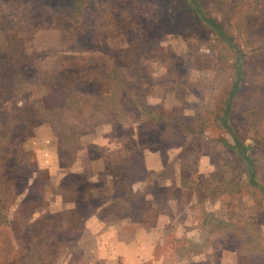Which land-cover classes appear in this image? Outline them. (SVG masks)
Wrapping results in <instances>:
<instances>
[{
  "label": "rangeland",
  "instance_id": "obj_1",
  "mask_svg": "<svg viewBox=\"0 0 264 264\" xmlns=\"http://www.w3.org/2000/svg\"><path fill=\"white\" fill-rule=\"evenodd\" d=\"M112 239L264 264V0H0V264Z\"/></svg>",
  "mask_w": 264,
  "mask_h": 264
},
{
  "label": "crops",
  "instance_id": "obj_2",
  "mask_svg": "<svg viewBox=\"0 0 264 264\" xmlns=\"http://www.w3.org/2000/svg\"><path fill=\"white\" fill-rule=\"evenodd\" d=\"M111 238L120 237L117 229L106 231ZM134 241L122 243V240H110L108 244H101L95 250L98 258L107 260H119L120 264H143L154 258V242L143 251L133 245ZM163 259V258H161ZM159 263V262H158ZM161 264V263H159Z\"/></svg>",
  "mask_w": 264,
  "mask_h": 264
},
{
  "label": "trees",
  "instance_id": "obj_3",
  "mask_svg": "<svg viewBox=\"0 0 264 264\" xmlns=\"http://www.w3.org/2000/svg\"><path fill=\"white\" fill-rule=\"evenodd\" d=\"M209 23L213 24V21H209ZM227 40V39H226Z\"/></svg>",
  "mask_w": 264,
  "mask_h": 264
}]
</instances>
